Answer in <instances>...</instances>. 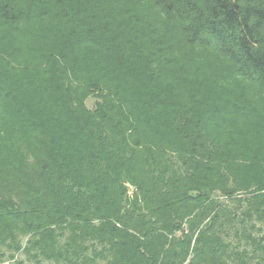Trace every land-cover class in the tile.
Segmentation results:
<instances>
[{
    "label": "trees",
    "instance_id": "trees-1",
    "mask_svg": "<svg viewBox=\"0 0 264 264\" xmlns=\"http://www.w3.org/2000/svg\"><path fill=\"white\" fill-rule=\"evenodd\" d=\"M18 254L264 264V0H0V264Z\"/></svg>",
    "mask_w": 264,
    "mask_h": 264
},
{
    "label": "rangeland",
    "instance_id": "rangeland-1",
    "mask_svg": "<svg viewBox=\"0 0 264 264\" xmlns=\"http://www.w3.org/2000/svg\"><path fill=\"white\" fill-rule=\"evenodd\" d=\"M85 103H86V106L88 108H93L94 104H95V98L89 97L86 99ZM16 259L17 260H23V264H34V262H32V261L26 260L23 254L16 255V257L13 260L8 259L9 264L14 263V260H16ZM8 262H6V263H8Z\"/></svg>",
    "mask_w": 264,
    "mask_h": 264
}]
</instances>
